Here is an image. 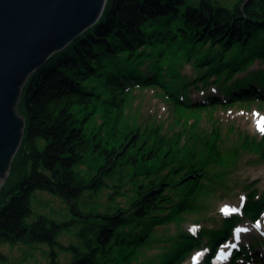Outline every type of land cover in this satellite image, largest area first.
Listing matches in <instances>:
<instances>
[{
	"label": "trees",
	"instance_id": "obj_1",
	"mask_svg": "<svg viewBox=\"0 0 264 264\" xmlns=\"http://www.w3.org/2000/svg\"><path fill=\"white\" fill-rule=\"evenodd\" d=\"M261 59L264 0H107L100 20L33 72L23 87L18 111L26 127L0 192V245L49 244L50 264H64L56 247L72 255L69 264H132L157 226L197 209L205 180L238 166L243 149L264 159V136L233 126L237 141L227 148L214 124L208 133L193 128L190 134L188 128L130 120L125 113L133 84L160 89L176 114L200 119L223 100L207 95L206 104H195L190 87L199 82L205 87L225 83L223 93L217 88L227 102L250 104L258 98L264 104L258 91L264 90L261 70L236 79ZM188 63L200 71L195 80L183 74ZM97 112L105 117L99 125L91 123ZM209 163L224 169L213 175L206 169ZM85 164L88 169L81 171ZM105 188L111 189L108 206L90 203ZM246 189L244 215L254 220L264 210V194L250 185ZM38 191L63 200L70 218L39 215L28 225ZM122 195L129 196V205L115 203ZM240 219L225 217L221 227L205 226L199 234L184 230L159 264H177L205 239L214 251ZM74 228L77 241L63 244L60 238ZM233 255L229 264H246L239 260L257 259L260 253L252 245ZM205 264H211V256Z\"/></svg>",
	"mask_w": 264,
	"mask_h": 264
},
{
	"label": "rangeland",
	"instance_id": "obj_2",
	"mask_svg": "<svg viewBox=\"0 0 264 264\" xmlns=\"http://www.w3.org/2000/svg\"><path fill=\"white\" fill-rule=\"evenodd\" d=\"M220 1L228 4L233 3L235 0ZM187 3L198 4L199 0H187ZM69 44H71V42ZM145 68L146 66H143V69ZM260 70L262 74H264V60L262 59L257 60L246 71L238 73L236 79H242L251 72ZM197 71L198 73L200 72L198 69H195L194 64L188 63L183 69V74L195 80ZM133 85L134 89L130 92L131 99L128 102L125 114L130 120L137 121L142 125L154 122L156 124L162 123L164 124V129L172 125V130L180 131L183 130V128H188L191 134L193 128L200 132L204 129L208 133V131H211L214 124L223 131L222 135H224L225 140L223 144L227 148H231V144L237 141L239 131L235 129L240 130L242 133L246 132L256 135L259 138L264 136V131H261L260 126H258V121L264 120V104L260 105V99L258 98H254L250 104L233 101L227 102L222 94L224 86L226 85L225 83H218L217 85L210 84L208 87H205L199 82L190 87V96L193 98L192 100L195 104H197V102L206 104L207 95H216L223 100L222 104L224 106L219 105L214 110L209 109L211 112L213 110L212 114H210V111L204 110L202 112L203 117L200 119H194V117L191 119V117L186 114L181 116L176 114V110L173 108L172 103L162 94L160 89L144 88L138 87V85L135 84ZM216 86L220 88L222 93L216 91ZM258 91L261 92L262 95L264 94L263 89L260 88ZM197 105L194 106L196 107ZM175 118H177L176 121ZM104 119L105 117L102 116V113L97 112L91 123L99 125L104 122ZM214 120H217V122ZM194 121H196V126L190 127L191 123ZM230 126H233L235 129L230 131ZM186 138L187 135L183 137L182 141L184 142ZM243 152V157L238 163V166L234 165L230 169H224V166L209 163L206 169L211 171L213 175L218 174L223 169L224 171L219 178L215 177V180H205L206 191L198 196L196 203L197 209L182 213L179 215L178 219L176 218L174 221L157 226L147 245L136 251L132 264H159L162 262L164 255L169 250L174 249L177 241L182 238L184 230L191 234H199L202 227L205 226L218 228L222 226L223 219L231 215H237L241 219L238 220V223L234 226L230 238L214 250L215 255L213 259H211V264H229L234 256V252L239 246L248 247L249 244L253 245L256 238H259V242H261L255 245L260 255L257 259H251L246 264H264V245L262 244V242L264 243V212L255 220L247 219V216H243V211L245 212L244 203L247 199L246 193L248 191L246 186L250 185L251 189L256 187L259 196L264 194V159H260L252 151L243 149ZM87 169L88 167L86 164L80 167L81 171ZM110 192V188L103 189L99 194L93 196L94 198H92L90 203L98 201L104 209L105 206H108L107 198ZM125 192H127L128 195L132 194L129 187ZM114 201L117 205L126 206L129 205V196H118ZM32 202V213L26 219L28 225L32 224L39 215H47L54 220H65L70 218V212L66 203L48 192H36ZM249 225L253 228L249 229ZM243 228L247 229L246 233H244ZM75 230L74 228L71 232L65 233L60 238V241L65 245L76 242ZM204 241H206V245L203 243V245L193 247L190 254L181 259L177 264H205L206 257L210 255L212 247L208 239ZM55 250L58 253L59 260L64 264H69L70 260L73 258L72 255L59 247H56ZM197 251L205 254V260L201 263H196L193 259ZM0 253L7 256L9 263L13 264H50L53 248L46 243L19 241L15 244H1ZM218 254H222L224 260L216 259ZM239 261L243 263L244 259L242 258ZM3 262L4 260L0 257V264H7Z\"/></svg>",
	"mask_w": 264,
	"mask_h": 264
},
{
	"label": "water",
	"instance_id": "obj_3",
	"mask_svg": "<svg viewBox=\"0 0 264 264\" xmlns=\"http://www.w3.org/2000/svg\"><path fill=\"white\" fill-rule=\"evenodd\" d=\"M107 0H0V192L26 127L18 111L30 75L96 24Z\"/></svg>",
	"mask_w": 264,
	"mask_h": 264
},
{
	"label": "bare ground",
	"instance_id": "obj_4",
	"mask_svg": "<svg viewBox=\"0 0 264 264\" xmlns=\"http://www.w3.org/2000/svg\"><path fill=\"white\" fill-rule=\"evenodd\" d=\"M66 47H67V46H66ZM66 47H64V48H66ZM60 51H61V50H60ZM54 54H55V53H54ZM54 54H53V55H54ZM53 55H51L50 58H51ZM50 58H49V59H50ZM49 59L47 60V62L49 61ZM47 62H46L44 65H42L41 67H38L36 70L41 69L42 67H44V66L47 64ZM5 181H6V180H5ZM263 212H264V210H263ZM263 212H262V213H263ZM262 213H261V214H262ZM261 214H260V215H261ZM248 228H249V229H252L253 227H251V225H249ZM243 229H246V228H243ZM240 234H241V233H240Z\"/></svg>",
	"mask_w": 264,
	"mask_h": 264
},
{
	"label": "snow or ice",
	"instance_id": "obj_5",
	"mask_svg": "<svg viewBox=\"0 0 264 264\" xmlns=\"http://www.w3.org/2000/svg\"><path fill=\"white\" fill-rule=\"evenodd\" d=\"M258 126H260L261 131H264V120L258 121Z\"/></svg>",
	"mask_w": 264,
	"mask_h": 264
}]
</instances>
